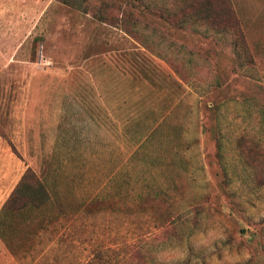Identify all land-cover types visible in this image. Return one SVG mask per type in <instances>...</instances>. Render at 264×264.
<instances>
[{"label":"rangeland","instance_id":"obj_1","mask_svg":"<svg viewBox=\"0 0 264 264\" xmlns=\"http://www.w3.org/2000/svg\"><path fill=\"white\" fill-rule=\"evenodd\" d=\"M180 1L0 0V201L27 170L39 185H22L20 209L46 203L39 178H56L45 218L67 214L73 170L89 179L74 193L97 190L104 173L102 187H117V200L85 207L86 230L58 241L52 231L45 254L16 263L264 264V0H230L249 59L240 63L232 35L214 34L213 47L206 23L178 30L152 12ZM104 3L117 7L112 25L91 16ZM205 49L214 64L186 63ZM1 217L4 244L33 251L36 226L7 242Z\"/></svg>","mask_w":264,"mask_h":264},{"label":"crops","instance_id":"obj_2","mask_svg":"<svg viewBox=\"0 0 264 264\" xmlns=\"http://www.w3.org/2000/svg\"><path fill=\"white\" fill-rule=\"evenodd\" d=\"M231 3V7L233 9L234 12V8ZM235 14V12H234ZM83 111V110H80ZM75 117H79L78 115H76ZM73 118V116H72ZM84 118V117H83ZM88 119H90L89 116H87ZM118 143H122V140H119ZM130 148H128L129 150ZM120 150V147L117 144V151ZM30 168V167H29ZM31 169V168H30ZM34 174H36V176L39 177V175L37 174V172L33 169H31ZM13 167H8V169H4V176L5 177V183L8 184L13 178V174H14ZM130 173H128L129 175ZM22 176V173H20L19 175H17L15 177V181L12 184V186L8 189L7 193L5 194V196H3L1 198L0 201V216L1 217V226L3 227V231L5 232V236L7 237V242H10L9 239H11L12 242L15 241H19L20 240V231L22 230V228H33L34 226H36V228L33 230L34 233L31 236L32 239V243L30 246V249L33 251L31 252H26L24 251L25 249H22L21 247H14V246H7L4 244V242L1 240L0 238V256L3 257H9V259L11 261H16L15 257H20V256H26V255H43L45 254V250H47L48 248H50L51 245V240L50 245L48 242V239H50L51 237L48 236V233L50 232H54L56 235L54 236V241H58V236H62V234L65 232L66 235V239L68 237V239H70L69 237L73 234L74 228L75 226H78L79 224H82L80 226L81 231L83 232L84 230H86L87 226L89 225L90 221L89 218L87 216L84 215V209L85 207L90 203L91 200H95L98 199L100 201L103 200H117V187L115 189H113V191H110L109 189L106 188V190L102 187L103 185L106 184V175L105 173L102 175V181L103 184L101 182L100 188H98L97 190H95V188L93 187H86L83 188L82 190H79L78 192L74 193V185L73 182L77 181V179H79L78 177H80L81 181L84 182L85 184H87V180L89 182V179L87 178V176L85 174H81V175H76L74 174V170L70 173L66 174V183H67V191L70 193V196H67L66 199V207L67 208V214L66 215H62V216H58L56 213L53 214V217H49V218H45L43 215H47L46 211H48L51 207L55 206V202H57L56 200H54L51 197L50 191H53L55 188L57 187L56 184L57 182L55 181V177H51L52 175L50 173L46 174L43 176V178H39V180L41 181V183L45 186L48 187L49 189H46V191L48 192V197L49 200L44 203L40 208L35 209L34 206L28 204L25 205L23 208L19 209L18 211H12L10 209L4 208L3 204L5 203L6 199L8 198L9 194L11 193V191L13 190V188L15 187L16 183L19 181L20 177ZM131 179V178H129ZM129 179L123 181L121 180V183L124 184H131L130 181H128ZM101 181V180H99ZM47 183V184H46ZM70 183L72 185V187L70 186ZM94 183V181H93ZM49 184V185H48ZM3 189L6 190L5 186H3V188H0V193L2 191H4ZM122 191V188L120 189ZM132 189L129 188V190H124L125 193H130ZM77 191V190H76ZM94 191V192H93ZM122 193V192H120ZM103 199V200H102ZM137 200V195L136 194H132L129 196V206H132V204L130 205V203L132 201ZM10 211L12 212V215L14 214H18L17 217L12 216L11 218L9 217V213ZM49 212V211H48ZM8 214V215H7ZM38 215V217H37ZM37 217V218H36ZM65 224V228L61 229L60 228V224ZM16 227V231H14V227ZM13 227V228H12ZM88 232V230H87ZM13 234L16 233L17 238L13 237ZM44 235H47V237L42 241V237ZM79 240H83V236H81V238ZM39 245V246H38ZM34 249H36V251H34ZM40 250V251H39ZM43 250V251H41ZM83 247L80 248V251L82 252ZM16 263V262H15ZM18 264V263H16Z\"/></svg>","mask_w":264,"mask_h":264},{"label":"trees","instance_id":"obj_3","mask_svg":"<svg viewBox=\"0 0 264 264\" xmlns=\"http://www.w3.org/2000/svg\"><path fill=\"white\" fill-rule=\"evenodd\" d=\"M57 1L63 5L71 6V7H75L78 3L81 2V0H57ZM179 6L176 9H172V10L168 9L164 5L155 8L153 7L152 12L158 14L157 16L159 19L169 24L171 23L172 26L178 30L194 31L193 26L198 25V23L201 24L206 23L207 26L208 27L211 26V28L210 27L208 29L203 28L204 31H202L201 36L205 40L213 41L212 42L213 47L217 44V42H215V39L212 38L214 34H218V33L230 34L233 36V40L235 41L230 45L232 46L231 48L234 50V52H236V54H234L235 61L240 63L238 60L240 59V57H242L240 53L244 55L243 57L244 61L249 60L247 59V49L244 43L242 31L240 29L238 20L236 19V16L231 7L230 0H185V1L183 0L180 1ZM145 7H147L149 11L152 10V8H150L147 5ZM189 9H191V11H189ZM113 11H117V7L111 5L110 3H104L101 6H99L95 11H93L91 16L100 23L112 25L113 23L112 20L115 19H113L112 16L109 15V13ZM129 16H130L129 12L126 9H123L121 11V16L119 21L120 24H123V21L125 20L126 23H130V21H128ZM182 47L185 48L184 46L179 45V48ZM210 47H212V45H210ZM208 50L209 49H205L204 51H200V52L198 51L190 52L193 54V56H187L186 63L195 64V60L197 59V60H201L200 62L202 63H208L209 65L214 64L211 59L212 56L214 55H212L211 57L206 55L203 56L204 52H208ZM213 50L214 49H212L211 52L214 54L215 51ZM229 74L231 75L233 74V72H229ZM26 184L29 186L39 185L38 181L35 179L34 175L29 170L25 171V173L22 174V176L20 177L19 181L13 188L11 194H9L8 198L3 204L4 208H9L12 210L20 209V206L26 202L25 201L26 199L24 198V196H21L20 194L18 195V191L21 189L22 185H26Z\"/></svg>","mask_w":264,"mask_h":264}]
</instances>
